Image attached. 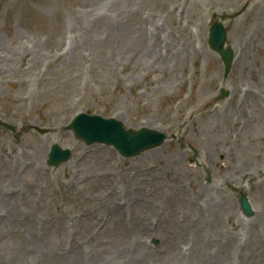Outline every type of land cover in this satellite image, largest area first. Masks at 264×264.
I'll list each match as a JSON object with an SVG mask.
<instances>
[{
	"label": "rangeland",
	"instance_id": "374dc122",
	"mask_svg": "<svg viewBox=\"0 0 264 264\" xmlns=\"http://www.w3.org/2000/svg\"><path fill=\"white\" fill-rule=\"evenodd\" d=\"M113 1L0 0V264H264V0ZM226 12L223 80L206 39ZM79 112L169 140L122 158L74 138ZM55 143L72 155L50 167Z\"/></svg>",
	"mask_w": 264,
	"mask_h": 264
},
{
	"label": "water",
	"instance_id": "95a60500",
	"mask_svg": "<svg viewBox=\"0 0 264 264\" xmlns=\"http://www.w3.org/2000/svg\"><path fill=\"white\" fill-rule=\"evenodd\" d=\"M223 18V16H222ZM226 31L221 22H213L210 27L208 43L217 51L224 63L223 77H226L231 66L233 52L229 46H224ZM76 137L82 138L87 143L104 142L113 144L117 150L126 156H131L140 151L152 148L162 143L164 134L155 130L142 128L138 131L125 130L121 122L115 119H104L98 115L79 114L69 125ZM68 157V152L54 145L49 154L51 164H58ZM240 202L243 211L251 215L252 211L246 200L245 194H241Z\"/></svg>",
	"mask_w": 264,
	"mask_h": 264
},
{
	"label": "bare ground",
	"instance_id": "6f19581e",
	"mask_svg": "<svg viewBox=\"0 0 264 264\" xmlns=\"http://www.w3.org/2000/svg\"><path fill=\"white\" fill-rule=\"evenodd\" d=\"M102 2H104L102 5H101V7L102 8H100L99 10H100V12L103 14V15H106L107 13H108V9H109V7H111L112 5H114V1L113 0H102ZM159 4L158 3H156L155 4V6H158ZM141 35H143V36H146V34H145V30L143 31H141ZM138 53L139 54H143V53H141L142 52V48H140V47H138ZM43 172H45L44 171V169L42 170ZM37 177H38V175L37 174H35ZM150 182V187L153 189V193L156 195V197L157 198H159V199H161V201H158V207L157 208H152L149 212L150 213H153V212H155L156 211V213L158 214V216L157 217H155V219L158 221L159 219H161V218H163V219H165L167 222V229L168 230H173V222H174V220L172 219V218H176V217H174V214L172 213L173 211H169L170 210V207H171V205L170 204H168L167 205V207H166V204H165V192H164V189H165V187L162 185V184H160L158 181H155V180H151V181H149ZM42 187H43V185H42ZM111 188V187H110ZM112 189V188H111ZM148 195H149V192H148ZM153 203V202H156V200L153 198V199H151V200H149V201H147V203ZM181 203V202H180ZM183 207V206H182ZM114 214H116L117 215V217L119 218V220L116 222V223H121L122 224V222H121V220H122V218L124 217V214L120 217V215H119V212H116V213H114ZM206 221H210V219H203L202 220V224L205 222L206 223ZM116 223H114V224H116ZM122 226H123V224H122ZM133 229H135V230H139V231H142L143 229H142V226L141 225H139V224H137V225H134L133 226ZM202 229V227L200 226V228H199V230H201ZM117 241V240H116ZM116 241H114L113 242V244L116 242ZM116 243H122V242H116ZM115 243V244H116ZM111 243H109V245H110ZM123 244V243H122ZM122 251L121 249H118L117 248V252H120V251ZM136 250V252H138V249H135ZM129 259H131V258H128V260ZM131 262V261H130Z\"/></svg>",
	"mask_w": 264,
	"mask_h": 264
}]
</instances>
